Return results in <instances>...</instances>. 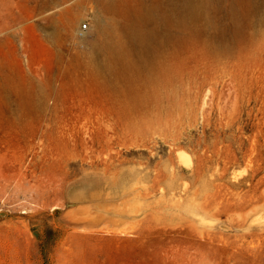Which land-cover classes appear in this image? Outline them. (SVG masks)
Wrapping results in <instances>:
<instances>
[{
    "label": "rangeland",
    "instance_id": "rangeland-1",
    "mask_svg": "<svg viewBox=\"0 0 264 264\" xmlns=\"http://www.w3.org/2000/svg\"><path fill=\"white\" fill-rule=\"evenodd\" d=\"M118 1L166 61L120 124L69 63L100 0H0V264H264V0Z\"/></svg>",
    "mask_w": 264,
    "mask_h": 264
},
{
    "label": "bare ground",
    "instance_id": "bare-ground-1",
    "mask_svg": "<svg viewBox=\"0 0 264 264\" xmlns=\"http://www.w3.org/2000/svg\"><path fill=\"white\" fill-rule=\"evenodd\" d=\"M185 4L189 12L195 10L191 0H186ZM64 9L62 11L68 10L67 7ZM137 12L134 16L139 14L140 22L129 18V9L118 0H100L99 15L102 17L96 32L89 38H74L72 48L79 50H75L69 58V63L89 80L87 88L93 87L108 101V105L99 110L117 119L119 124L133 116L150 113L149 105L155 92L162 87L166 66L161 52L163 35L157 34L156 29L146 31L142 28L144 22L151 18V9L139 8ZM116 15L120 20L116 19ZM163 23H167L166 17ZM74 24L75 20L70 21L69 28H73ZM16 93L20 95L21 90L16 89ZM15 109L24 114L30 112L23 104H17ZM20 118L12 117L11 126L29 124V119Z\"/></svg>",
    "mask_w": 264,
    "mask_h": 264
},
{
    "label": "built area",
    "instance_id": "built-area-1",
    "mask_svg": "<svg viewBox=\"0 0 264 264\" xmlns=\"http://www.w3.org/2000/svg\"><path fill=\"white\" fill-rule=\"evenodd\" d=\"M83 27H85V25Z\"/></svg>",
    "mask_w": 264,
    "mask_h": 264
}]
</instances>
